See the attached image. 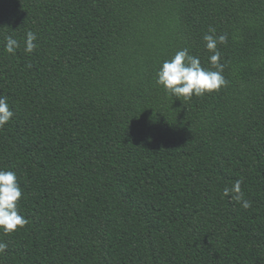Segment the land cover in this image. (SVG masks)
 Returning a JSON list of instances; mask_svg holds the SVG:
<instances>
[{
	"label": "trees",
	"instance_id": "obj_1",
	"mask_svg": "<svg viewBox=\"0 0 264 264\" xmlns=\"http://www.w3.org/2000/svg\"><path fill=\"white\" fill-rule=\"evenodd\" d=\"M210 29L226 86L169 96L178 50L215 70ZM0 95L28 221L0 264H264V0H0Z\"/></svg>",
	"mask_w": 264,
	"mask_h": 264
},
{
	"label": "clouds",
	"instance_id": "obj_2",
	"mask_svg": "<svg viewBox=\"0 0 264 264\" xmlns=\"http://www.w3.org/2000/svg\"><path fill=\"white\" fill-rule=\"evenodd\" d=\"M209 31L212 34H205L203 39L206 50L211 53L209 62L215 70L202 67L200 58L191 55L187 48L178 50L171 59L164 60L156 72V84L162 86L169 96L189 100L193 95L202 96L226 86L227 81L222 74L224 65L220 63L221 54L217 45L225 44L227 36L215 35V29ZM36 40L37 35L29 30L23 39L26 54L33 53L37 48ZM4 41V51L15 55L16 50L21 46V41L12 35L5 36ZM13 115L7 97L0 95V128L9 122ZM241 184L242 180H236L231 188L224 189L223 195L230 196L242 208L248 209L251 204L243 199ZM21 197L22 191L16 173L11 170H0V230L5 234L25 227L28 222L19 211L18 204ZM6 249L7 244L0 241V254Z\"/></svg>",
	"mask_w": 264,
	"mask_h": 264
}]
</instances>
